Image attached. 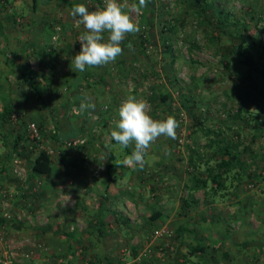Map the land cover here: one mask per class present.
Masks as SVG:
<instances>
[{
    "label": "rangeland",
    "instance_id": "rangeland-1",
    "mask_svg": "<svg viewBox=\"0 0 264 264\" xmlns=\"http://www.w3.org/2000/svg\"><path fill=\"white\" fill-rule=\"evenodd\" d=\"M206 1L212 6L198 17L193 0H77L76 12L58 1L37 0L33 5L31 0H0L6 46L16 55L8 58L0 53V112L9 103L16 116L15 122L0 117V169L5 175L0 172V215L5 219L0 222V264H26L33 258L39 261L42 256L50 257L46 243L34 238L50 203L41 205L39 213H34L35 205L31 204L36 201L35 192L40 191L43 180L50 182V175L32 177V183L25 184L30 176L28 161L38 151L27 131L28 123L36 125L35 118L27 112H35L38 105L29 82L40 80L45 71L43 78L59 86L60 95L66 94L64 76L79 63L78 55L95 51L94 36L98 34L103 35L104 42L96 51L111 58L95 61L96 66L116 78L115 108H109L106 102L101 105L103 112L112 109L114 115H108L115 117L104 127L105 138L108 141L118 133L123 146L134 152L162 148L173 168L165 171L167 178L163 179L173 186L167 197L174 208L171 221L157 223L166 226L171 236L149 241L152 226L149 227L142 237H137L138 251L143 243H150V252L144 253L138 263L264 264V128L253 129L255 120H264V110L257 112L251 105L249 110L244 108L237 93L240 85H245L248 71L240 62L241 55L229 50V42L243 23L247 28L246 41L255 50L253 58L264 70V0ZM215 8L221 12L216 13ZM210 21L218 22L219 30L213 29ZM128 49L140 52L136 60L112 56L113 52ZM22 66L30 71L32 81L27 83L19 75ZM105 77L109 80V75ZM257 89L264 97V83L257 84ZM23 91L27 94L26 103L22 101ZM159 93L169 94V104L160 100ZM17 106H24L26 113H20ZM64 108L67 117L60 118L59 124L68 127L67 119L73 118V113L70 107ZM43 118L39 128L42 144L58 151L53 158L55 164L59 156L80 159L83 146L67 148L54 144L50 134L55 120ZM80 128L77 137L83 138L82 123ZM17 135L20 138L14 142ZM222 145L241 153L242 170L250 178L244 177L238 186L232 182L235 186L223 190L233 196L216 197L215 202L214 198L208 202L197 188V203L184 207L182 199L187 198L194 177L208 179L206 167L214 165L219 155L216 149ZM120 146L115 145L118 152L125 153ZM99 155L90 161L94 167L104 163L103 153ZM14 159L19 161L20 175L12 170ZM233 171H239L238 167ZM153 175L156 178L159 171L142 170L146 185ZM14 184H25V188L22 191ZM206 184L214 185L210 180ZM140 193L149 195L147 188ZM208 194V198L214 195L210 190ZM177 225L195 226L206 238L202 254H188L189 245L194 243L192 235H176ZM242 241L252 244L239 246Z\"/></svg>",
    "mask_w": 264,
    "mask_h": 264
},
{
    "label": "crops",
    "instance_id": "crops-1",
    "mask_svg": "<svg viewBox=\"0 0 264 264\" xmlns=\"http://www.w3.org/2000/svg\"><path fill=\"white\" fill-rule=\"evenodd\" d=\"M69 25L67 23V26ZM94 39L97 45L94 43L95 51L87 54L90 56L84 69L81 70L79 64L85 55H78L79 63L64 76L66 94L60 95V92L58 93L61 90L60 87L57 85L55 87V83L43 78L45 71L40 80L35 78L34 82H29L32 93H35L38 99V105L35 112L27 113L35 118V122L43 124V119H45L43 117H46V121L49 122L55 120V129H53L56 130L59 141L80 136L82 123L85 142L82 147L84 155L80 156L82 164L79 163L81 160L76 157H72L71 160L63 159L62 156L55 159L57 162L55 164L53 158L58 153L56 150L50 156L51 169L48 174L51 178L50 182L43 180V185H40L42 188L35 192L36 201L31 203L35 205L34 213L41 212V205L50 203L49 212L42 211V218L45 220L39 224L42 227L34 232L36 241L46 243L50 257L42 256L39 261L33 258L26 264L97 262L101 264H143L138 262L144 255V249L150 243H143L141 251H138L140 238L137 237H142L149 227L152 226L150 229L152 230L159 222L171 221V211L174 208L170 206L167 197L170 196L173 186L169 182H163V179L167 178L165 171L173 168L169 167L168 158L162 153V148H153L147 153L142 151V155H138L133 160L127 153L118 152L115 147V145L119 146L118 143H111L118 133L108 141L105 138L107 130L104 127H107L109 120L115 117L112 109L108 113L113 115H108L107 111L101 110V105L106 102L109 103V108H115L113 86L116 84V78L114 74L112 76L108 71L96 66L95 61L110 59L111 55L104 57V54L96 51V49H101L99 47H102L104 42L102 34L95 35ZM138 53H140L138 50L132 53L128 49L124 52H113L112 56L116 55V59L120 60H136ZM106 74L109 75V80L105 77ZM19 75L22 77L21 71ZM25 80L27 83L30 81ZM108 89L110 90L107 91ZM132 91L135 96L137 89L134 88ZM108 93L112 94L107 96ZM21 96L22 101L25 102L27 94L23 91ZM64 107H70L73 113V118L69 116L70 120L67 119L68 127L59 124L60 118L66 116ZM16 108L22 114L27 111L24 106ZM43 109L45 113H42ZM80 111H82L81 116L78 115ZM29 117L32 119L30 115ZM73 119L76 122L72 121ZM53 142L54 144L60 143ZM99 153H103L104 156L102 165L104 170L103 174L100 172L95 176L92 174L95 165L90 161H95L97 155L101 156ZM108 154H112L113 158L109 161L110 166L106 171L105 161ZM0 158L3 161V157ZM60 166L61 169H58ZM138 167L142 170L159 171V175L156 178L153 175L152 180L147 181L150 185L148 183L146 185L141 176L142 170L139 171ZM1 174L5 177L4 172L1 171ZM41 176L32 175L34 178ZM29 180L25 181V184H31L30 176ZM25 184H14V187L23 191ZM145 188L150 197L145 193H140L141 189ZM199 189L202 191V188ZM28 193H31L30 190ZM144 195L147 197H143ZM195 195L196 193L193 192L192 196L197 201ZM227 195L233 196L232 193ZM214 196L219 198V192H215ZM182 200L183 206L187 208L188 205L184 204L190 201L188 196ZM180 226L177 225L175 231ZM159 249L161 250V247Z\"/></svg>",
    "mask_w": 264,
    "mask_h": 264
},
{
    "label": "trees",
    "instance_id": "trees-1",
    "mask_svg": "<svg viewBox=\"0 0 264 264\" xmlns=\"http://www.w3.org/2000/svg\"><path fill=\"white\" fill-rule=\"evenodd\" d=\"M32 4L35 5L37 3V0H31ZM48 1H58L63 4H66L69 8L71 9H78V4L77 0H48ZM193 3L196 5V16H202L205 14L206 10L212 6L211 3L207 2L206 0H193ZM215 12H221V9L215 8ZM143 18V17H142ZM110 20V18H109ZM143 20V19H142ZM111 22L113 20L111 19ZM113 23H111L112 25ZM210 24L212 25L213 29L219 30V25L218 22L213 23L210 21ZM241 28L238 30L237 34L234 36L233 40L229 42V50L231 52H236L241 55L240 62L242 66L246 68L248 71L246 75V83L245 85H240L238 89L237 96L239 97L240 101L243 103L244 108H247L249 110V106L251 105L253 109H255L257 112L263 111V102H264V97L262 94V91H259L257 89V84L259 83H264V70L261 69L260 67L257 66L255 59L253 58V53H255V50L252 49V45L248 44L246 41L247 38V28L246 26L241 23ZM129 37L127 35L125 36L126 41H128ZM234 41V42H233ZM7 43V35L5 33L4 26L2 22L0 21V53L3 54L4 56L11 58L15 57L14 53H12L6 46ZM89 56L90 55H85V57L81 58L79 68L81 70L84 69L85 64L89 61ZM22 77L25 79H31V73L30 71L25 67L22 66L20 68ZM251 73H254L252 76ZM261 95V97H257V95ZM159 98L161 101H165L169 104V94H164V93H159ZM42 107V106H41ZM259 110V111H258ZM12 107L9 103H6L2 106L1 112H0V117L3 120L10 121V115L12 113ZM250 112V111H249ZM38 128L41 127V123L37 124ZM264 128V120L258 121L255 120V123L253 124V129L254 130H261ZM40 130V129H39ZM207 131V130H206ZM20 136H15L14 137V142H18ZM58 135L56 133V130L53 129L52 133L50 134V139L53 141H59L57 140ZM252 138V137H251ZM65 140V139H63ZM59 141L60 143L63 141ZM58 142V143H59ZM59 143V144H60ZM111 143H118L120 145H124V142L122 140V135L118 134L116 136V139L112 140ZM121 147V146H120ZM123 148H125L123 146ZM219 151V155L216 156L217 159L215 158V162L213 166H207L206 167V177L208 179H203V178H198V176H195L194 184L192 187H189V194H188V199L190 201H186L184 205H193L196 204L197 201L193 199V192L197 188H202V191L204 193V197H206V200L209 202V200H213L214 202L217 200L216 197L212 194H215L218 190H223L227 186L232 185V186H238L242 180L245 178H250V174H244L242 170V165L243 162L241 160V153L237 151H229L226 145H222L220 149H216ZM125 153L129 155L130 158L135 160L138 155H142V151L139 153L134 152L132 150H128L125 148L124 150ZM51 154H48L45 150H38L32 158L28 161V175H30V179H32L33 176H41V175H48L50 173L51 169ZM113 158L112 154H108L106 161H105V170L107 171V168L110 166V160ZM262 158H264V153L262 154ZM235 167H238L239 171H233ZM1 172V169H0ZM206 180H210L214 185H208L206 184ZM30 181V180H29ZM235 181V185H233L232 182ZM208 190L211 191V198H208ZM227 195L226 191H220L219 193V199H224ZM4 217H1L0 215V222H4ZM188 233V235H192L193 242L192 244L189 245L188 247V254L190 255H200L204 252V236H201L199 231L195 226H190V227H185V226H180L175 234L176 235H181L183 233ZM252 244V242L249 241H242L239 246L246 247L249 244ZM197 264V262H196Z\"/></svg>",
    "mask_w": 264,
    "mask_h": 264
},
{
    "label": "built area",
    "instance_id": "built-area-1",
    "mask_svg": "<svg viewBox=\"0 0 264 264\" xmlns=\"http://www.w3.org/2000/svg\"><path fill=\"white\" fill-rule=\"evenodd\" d=\"M10 121L15 122L16 121V116L14 115V113H12L10 115L9 118ZM27 131H28V138L30 141H32V144H34V146L38 149V150H45L48 154H51L53 152V150L50 147H44L42 144V139H41V132L39 130V128L33 123H28L27 125ZM53 131V130H52ZM85 142V138L83 137H76V138H70V139H65L63 140L60 144H62L63 146L67 147V148H80L81 146H83ZM19 161L18 160H13V172L15 175H20V171L19 169ZM104 170V167L102 165L100 166H96L93 171L92 174L97 176L98 173L102 172ZM170 231L168 230V228L164 225H159L156 226L154 228H152V230H150L149 233V241L151 239H157V238H164V237H169L170 235ZM145 254H148L150 252V245H148L144 251ZM29 254L28 253H24V256L27 257ZM84 264H101V263H84Z\"/></svg>",
    "mask_w": 264,
    "mask_h": 264
}]
</instances>
